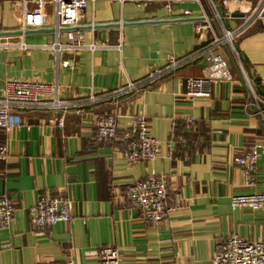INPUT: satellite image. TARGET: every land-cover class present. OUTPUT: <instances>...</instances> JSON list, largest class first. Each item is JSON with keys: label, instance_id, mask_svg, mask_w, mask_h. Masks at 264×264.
<instances>
[{"label": "crops", "instance_id": "0c3cea01", "mask_svg": "<svg viewBox=\"0 0 264 264\" xmlns=\"http://www.w3.org/2000/svg\"><path fill=\"white\" fill-rule=\"evenodd\" d=\"M83 14L86 43L97 49L62 51L57 59L46 45L67 38L56 34L54 1L0 0V33L21 32L0 34V89L7 79H37L58 82L68 99L102 96L211 39L197 29L200 5L188 0H96ZM20 40L28 50L17 47ZM236 45L264 97V18ZM230 62L235 80L213 83L210 96L187 94L185 79L202 76L207 65L199 57L130 93L70 109L64 127L57 112L13 111L10 130L0 129V145L9 148L0 163V195L15 206L12 223L0 229V264H98L104 246L120 249L121 264H210L217 244L233 234L264 239V209L231 206L234 195L264 191V120L245 107L249 92ZM108 114L117 117L118 136L100 141L95 122ZM137 114L149 120L161 149L158 157L133 164L119 138ZM253 149L258 161L249 178L236 158ZM161 175L171 186V209L167 220L155 224L129 204L126 191L133 182ZM41 194L69 197L70 221L36 229L29 208Z\"/></svg>", "mask_w": 264, "mask_h": 264}, {"label": "built area", "instance_id": "2783aa9c", "mask_svg": "<svg viewBox=\"0 0 264 264\" xmlns=\"http://www.w3.org/2000/svg\"><path fill=\"white\" fill-rule=\"evenodd\" d=\"M24 2L28 0H22ZM56 14V34H65L67 40L59 38L46 47L51 49L58 59L62 51H79L88 48L96 50L98 44L86 43L83 30V13L96 0H53ZM185 1V0H167ZM200 5L202 21L197 29L203 34H210L208 45L184 58L171 57L168 63L160 69L152 70L149 75L138 82L129 80L125 87L106 92L102 96L91 95L84 100H74L63 97L58 82H47L37 79H7L0 89V129L9 131L13 111L36 112L53 111L60 113L58 125L64 127L66 115L70 109L78 108L88 103L118 97L139 87L153 82L161 77L172 74L192 59L203 57L207 65L202 76L185 79L187 94L190 96H210L215 82H233L230 59L237 65L245 82L249 100L245 107L252 106L255 113L264 120V97L259 95L248 78L241 60L236 40L258 21L264 18V0L255 2L247 0H221L219 8L216 0H188ZM190 10L185 14L189 15ZM241 14V15H236ZM240 18L241 22L234 28H229L228 20ZM3 44L0 42V47ZM17 47L28 50L29 45L20 40ZM230 58V59H229ZM62 65L69 66L65 61ZM79 109V108H78ZM81 110L83 108L81 107ZM77 112H80L79 110ZM96 137L100 141H112L118 136V120L114 114L101 116L96 122ZM119 140L126 142V157L131 163H139L158 157L161 144L152 134L149 120L142 114L132 117L131 123ZM9 157L7 144L0 145V163ZM258 161V151L253 149L236 158L247 176L255 170ZM170 183L166 176H150L133 182L126 191L129 204L140 210L141 216L147 221L160 224L167 220L170 213ZM233 209H264V191L250 194H237L231 198ZM72 202L69 197L41 194L35 204L29 208L30 223L38 230L52 228L71 219ZM15 206L8 195H0V229L9 227L14 219ZM98 264H121V251L115 246L99 248ZM38 264H74L73 260L48 261ZM210 264H264V239L248 240L239 234H233L215 248Z\"/></svg>", "mask_w": 264, "mask_h": 264}, {"label": "water", "instance_id": "95a60500", "mask_svg": "<svg viewBox=\"0 0 264 264\" xmlns=\"http://www.w3.org/2000/svg\"><path fill=\"white\" fill-rule=\"evenodd\" d=\"M236 15H241V14H236ZM17 33H21L20 31H15V32H3V33H0V34H3V35H14V34H17Z\"/></svg>", "mask_w": 264, "mask_h": 264}, {"label": "rangeland", "instance_id": "374dc122", "mask_svg": "<svg viewBox=\"0 0 264 264\" xmlns=\"http://www.w3.org/2000/svg\"><path fill=\"white\" fill-rule=\"evenodd\" d=\"M219 8L221 10L222 13H224L223 7L219 4Z\"/></svg>", "mask_w": 264, "mask_h": 264}]
</instances>
